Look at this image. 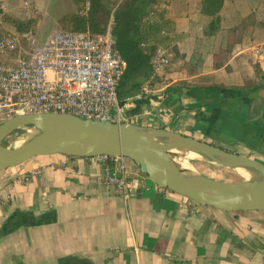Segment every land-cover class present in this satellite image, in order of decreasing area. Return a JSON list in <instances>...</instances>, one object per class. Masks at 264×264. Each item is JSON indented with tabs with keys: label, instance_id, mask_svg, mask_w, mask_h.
Masks as SVG:
<instances>
[{
	"label": "crops",
	"instance_id": "1",
	"mask_svg": "<svg viewBox=\"0 0 264 264\" xmlns=\"http://www.w3.org/2000/svg\"><path fill=\"white\" fill-rule=\"evenodd\" d=\"M221 1L218 22L202 10L203 0L154 6L168 21L160 34L174 58L130 122L233 146L264 164V0ZM72 3L0 0L7 9L0 36L33 28L39 44L61 30L59 12ZM34 45L0 58L10 63ZM147 75L121 89L120 99L135 94ZM127 160L126 201L103 183L104 165L94 157L38 156L1 171L0 264H264V211L183 206L185 197Z\"/></svg>",
	"mask_w": 264,
	"mask_h": 264
},
{
	"label": "built area",
	"instance_id": "2",
	"mask_svg": "<svg viewBox=\"0 0 264 264\" xmlns=\"http://www.w3.org/2000/svg\"><path fill=\"white\" fill-rule=\"evenodd\" d=\"M92 0H81L78 14L85 17ZM23 10L31 17L32 5L25 1ZM7 12L0 4V24ZM114 19L103 32L54 30L34 45V31L0 36V56H7L24 43L34 45L22 50L10 63L0 58V121L27 113L70 114L81 119L111 123H128L127 111L136 101L147 99L174 58L171 48L156 47L149 61V73L139 90L120 99L118 86L127 67L116 49L112 35ZM259 48L254 49L255 54ZM129 116V117H128ZM4 120V121H5ZM104 165L102 181L115 187L126 201L130 196L127 158L100 155L94 157ZM28 181V177L23 178ZM194 201L185 198L183 202Z\"/></svg>",
	"mask_w": 264,
	"mask_h": 264
},
{
	"label": "water",
	"instance_id": "3",
	"mask_svg": "<svg viewBox=\"0 0 264 264\" xmlns=\"http://www.w3.org/2000/svg\"><path fill=\"white\" fill-rule=\"evenodd\" d=\"M20 128L34 134L20 147L7 138ZM172 150L193 152L229 169L243 168L250 179L223 182L182 170ZM122 156L155 185L201 206L225 212L264 211V164L175 131L128 123L81 119L70 114L27 113L0 124V172L38 156Z\"/></svg>",
	"mask_w": 264,
	"mask_h": 264
},
{
	"label": "trees",
	"instance_id": "4",
	"mask_svg": "<svg viewBox=\"0 0 264 264\" xmlns=\"http://www.w3.org/2000/svg\"><path fill=\"white\" fill-rule=\"evenodd\" d=\"M105 1L116 4L113 11L112 35L116 43V49L127 63L126 70L118 86L120 96L121 89L130 88L132 84L137 83L139 77L146 75L147 72L149 73L151 54L159 45H166L165 42L168 38L161 35L160 32L163 28H167L169 24L168 21L163 20V13L154 11V6L160 0ZM72 2L80 4L81 0H72ZM203 3L204 8L202 10L218 22L217 16L222 1L203 0ZM104 10H106L104 0H92L91 9L85 17L80 16L77 12L66 13L60 17L58 23L61 30L65 31L101 33L105 26L99 16ZM156 14L159 18L155 17ZM142 43H146V48L141 47ZM147 104L148 99L136 101L134 108L128 110L127 114H138ZM15 132H18V130Z\"/></svg>",
	"mask_w": 264,
	"mask_h": 264
},
{
	"label": "rangeland",
	"instance_id": "5",
	"mask_svg": "<svg viewBox=\"0 0 264 264\" xmlns=\"http://www.w3.org/2000/svg\"><path fill=\"white\" fill-rule=\"evenodd\" d=\"M120 1H122V0H120ZM72 4H73L72 6L66 8L64 10H61V12H59V15H60L59 19H60V17L62 15L66 14V13H73V12H77L78 13V11L80 9V6H81V2H80V4H75V3H72ZM104 4H105V7H106V10H104L103 12L100 13L99 18H100V20L103 21V25L106 27L108 25L109 21L113 17V11H114V9L116 7V4L115 3H109V2H107L105 0H104ZM59 19H58V21H59ZM48 28L49 27H45V29H48ZM55 28L56 29L57 28L61 29L59 26L55 27ZM55 28H49L47 30V32L52 30V29H55ZM139 88H140V86H139ZM3 121H0V124ZM27 129L28 128H20V129H18V132H14L12 135H10L7 138V140L10 141V140L15 139L17 136L26 135L27 134ZM225 147L226 148H224V149H226L228 151H236L238 149V148H234L233 146L232 147L225 146ZM238 150H241V149H238ZM173 151H174V152H172L173 157H177L180 153L187 152L186 150H173ZM190 164H191V166L195 169V171L198 174L205 175L207 177L216 179L218 181L229 182V181L239 180L241 178V176H239L236 173L235 170L229 169V168H225V167H222V166H220L218 164L210 163L208 161H199V160H191L190 159Z\"/></svg>",
	"mask_w": 264,
	"mask_h": 264
},
{
	"label": "bare ground",
	"instance_id": "6",
	"mask_svg": "<svg viewBox=\"0 0 264 264\" xmlns=\"http://www.w3.org/2000/svg\"><path fill=\"white\" fill-rule=\"evenodd\" d=\"M34 132H35L34 129L28 128L26 135H20V136H17L15 139L10 140L9 146L11 148H18L22 146L34 134ZM172 152L174 151L172 150ZM190 159L205 161L204 158L190 151H187L185 153H180L177 157H175L176 163L182 170H184L185 172L193 173V174L197 173L195 169L191 166ZM235 171L239 176L245 179L251 178V174L247 172L246 170H244L243 168H237L235 169Z\"/></svg>",
	"mask_w": 264,
	"mask_h": 264
}]
</instances>
